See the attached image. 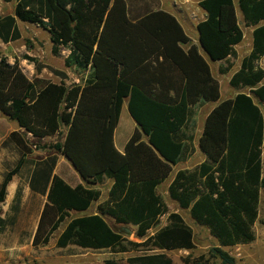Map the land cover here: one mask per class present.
<instances>
[{
	"label": "trees",
	"instance_id": "obj_1",
	"mask_svg": "<svg viewBox=\"0 0 264 264\" xmlns=\"http://www.w3.org/2000/svg\"><path fill=\"white\" fill-rule=\"evenodd\" d=\"M233 1L198 2L206 13L196 26L198 46L169 12L152 11L148 5L139 9L134 0H15L13 14L0 16L2 43L19 40L17 22L36 25L49 34L54 56L69 52L63 59L65 68L87 72L80 85L67 86L65 74L51 70L60 82L37 89L16 60L9 64L0 58V113L35 139L59 136L64 128L63 139L54 147L79 177L91 187L112 180L108 198L96 213L73 217L72 212L92 208L100 192L82 185L71 187L54 175V159L35 166L29 187L45 196L46 202L32 238L34 249L47 245L63 224L55 242L58 248L72 245L122 254L150 244L158 250L129 257L127 264H173L165 252L194 249L192 228L181 214L169 212L159 187L172 166L194 150L181 143L189 120L188 104L196 102L189 98L196 93L204 101L220 99L218 82L200 50L211 62L236 59L234 47L244 39L240 15L244 26L252 28V45L229 79L237 94L207 114L198 140L204 160L192 170L177 171L167 189L168 199L215 241L207 254L183 263L240 264L227 249L255 240L253 227L264 191L260 107L264 69L259 66L264 57V0H238L236 5ZM171 70L174 76L168 77ZM125 102L139 128L120 154L113 131ZM9 138L25 148L16 133ZM23 164L21 157L2 178L0 210L7 185ZM20 194L18 187L14 201ZM16 207L17 203L10 208ZM162 217L166 224L159 228ZM107 218L116 226L134 227V236L142 242L124 238Z\"/></svg>",
	"mask_w": 264,
	"mask_h": 264
},
{
	"label": "rangeland",
	"instance_id": "obj_2",
	"mask_svg": "<svg viewBox=\"0 0 264 264\" xmlns=\"http://www.w3.org/2000/svg\"><path fill=\"white\" fill-rule=\"evenodd\" d=\"M164 2L163 7L167 8L168 0H162ZM172 1V0H171ZM190 1L195 0H188ZM134 3L139 9L144 8L146 5L153 8H159L160 0H134ZM236 5V3H235ZM240 26L244 34V40L239 44L237 51L239 54H243L247 50V44L250 40V28L245 27L242 18L238 15ZM22 39L20 41H15L9 45H0V58H4L9 62H16L21 66L23 73L28 77L29 80L36 83L37 89L41 88L47 82H60V77L53 74L51 70H58L65 74V79L63 83L67 86L74 84H81L83 80L86 79L87 72L83 73L77 68H65L63 64V59L68 55L67 50H63L61 55L54 56L51 53V45L48 39V33L38 27H32L27 25L21 26ZM262 69H264V61L261 63ZM40 67V71L37 72V68ZM221 91L227 97L229 95L227 80L221 77ZM264 84V82H262ZM231 90V89H230ZM234 92V90H231ZM244 91H247L246 89ZM255 103L257 100L255 99ZM261 111L264 113V103L260 104ZM125 117L128 119L129 115L127 110L125 111ZM6 117L0 113V120H4ZM7 120V118H6ZM4 127H10L11 125H16L13 120H8L4 122ZM64 129L61 127V132L59 136L47 137L44 139H34L26 133H22L21 139L23 140L24 149L22 156L25 157L24 169L26 170L30 164L36 162L38 164L42 162H47L51 159L58 160L60 155L55 150V145L62 140ZM0 136L1 133H0ZM1 139V137H0ZM19 157L17 149L13 148L12 145L8 144L7 140H0V182L5 174V172L12 168L17 162ZM59 176H64V169L61 166L57 170ZM262 178H264V154H262ZM105 188V185L102 186ZM159 193L161 196L165 192L164 187L159 188ZM163 197V196H162ZM165 199L169 201L166 196ZM170 204V211L172 209H177L174 204ZM41 206V201L34 202V206L28 205L27 203L21 205L18 203L14 213V220L11 226V230H16L23 228L25 231L24 239L30 234L34 233L37 223L39 209ZM7 202L3 203L1 206V211L7 209ZM96 208V203L92 206L91 210ZM90 210V211H91ZM180 214L184 222L192 228L194 232V243L195 247L193 250H174L165 252L168 258L173 262V264H184L183 260L197 257L199 255H205L208 251L215 246L214 239L210 236L208 231L202 226L195 224L188 216L187 211H182L180 209ZM108 223L113 226L117 231L122 232V236L130 241L140 243L135 234V228L132 226H116L112 221L107 219ZM166 224L165 217L160 218V225L163 227ZM64 224L55 231L49 239L47 245L32 249L31 251V261L28 264H104L105 261H114L115 264H127L126 260L129 257L147 254L151 252H157L149 244L145 248H136L128 253H115L109 250L105 251H93L84 250L74 246H68L66 248H58L55 244L58 234L63 230ZM255 240L248 245H239L227 251L235 257L236 261L240 264H264V191H261V197L259 198V218L254 224ZM155 230L149 232V235H153ZM7 240V238H6ZM151 249V250H146ZM8 264H20L17 263L13 258L5 259ZM2 260L0 264H6ZM218 263V261H216Z\"/></svg>",
	"mask_w": 264,
	"mask_h": 264
},
{
	"label": "crops",
	"instance_id": "obj_3",
	"mask_svg": "<svg viewBox=\"0 0 264 264\" xmlns=\"http://www.w3.org/2000/svg\"><path fill=\"white\" fill-rule=\"evenodd\" d=\"M199 1L200 0H195V2L190 1V3H189L188 0H172V1L168 0V2H167L168 7L164 8L163 7L164 2L162 0H160L159 8L151 9V6H150V10H152V11L162 10V11L169 12V14H171L173 17H175L177 19V22L180 24V26L182 27L185 34L192 41L191 43L198 46L199 41H198V33H197L196 26L200 21H203L206 18L205 11H203L198 6ZM237 1L238 0H234L233 1L234 4ZM14 6H15V0H12L11 2H8V3L0 1V16L3 17L6 15H12L14 12ZM238 24L240 25V23H238ZM22 25L23 26L24 25H27V26L30 25L32 27H38L36 25L29 24V23L17 22V26L21 32L19 40H15L17 42L22 39V34H23L22 30H21ZM248 28H250V40H249V43L246 45L247 50L245 53L240 55L239 52L237 51L239 45L235 46L234 49L237 53L236 59L230 58V60L228 62H224V61L211 62L209 59H207V57L204 55L202 50H200L201 55H203L204 58L206 59V61L208 62V67H209L210 74H211L212 78L218 82V85H219L218 91H219L220 99L216 102H208V101H204L203 98H200V97L197 98L196 93L189 98L190 100L196 101V102L193 105L188 104L187 110L189 111V120L187 122V128L183 129L184 130V138L181 140V143L185 144L186 147H188L189 149L193 148L194 150L191 154L187 155L185 157V159L180 160L179 162H177L175 165L172 166V171H171L169 177L165 180V182L162 185H160V187L165 188V192H163L162 196H163V199H164V201H165V203L169 209V212H175V213L180 214V208L177 205V203L170 200V199H169V201H167L165 199V197L167 196V189H168L170 183L172 182V180L174 179L176 172L180 171V170H184V171L185 170H192V169L196 168L205 158L204 154L199 149L198 140L200 138L201 130L203 129L204 120H205L207 114H209V112L213 108H215L220 101L227 99V98L231 99L237 94V91L231 88V86L229 84V79L237 71L238 67L240 66L241 60L245 56H247L251 50L252 28L251 27H248ZM48 39H49V37H48ZM15 41L9 42L7 44H4L0 41V45H9ZM50 45H51V43H50ZM6 61L9 64H12L14 62L13 61L11 63L8 60H6ZM262 61H264V57H262L261 60L259 61L260 68L262 67L261 66ZM229 65H231V66H229ZM226 67L229 69H227V71H224L222 73V69H224ZM174 73H175V75H177V70ZM171 75H173L172 70L169 74H167V76L169 77ZM221 77H223L227 80V85L229 88L228 89L229 95H227V97H225V95L221 91V87H222ZM52 83H55V82H52ZM168 84H169V79L167 78L166 86ZM230 89L234 90V92H232ZM167 95L169 97H171V96H173V92L168 91ZM126 110H127V102H125L121 106L118 124L115 126L114 131H113V143L115 145V149L118 152H120V154H123L124 147L126 146L127 142L131 138L135 128L138 127V125L135 123V121L130 117L128 110H127V113L129 115V118L127 119L125 117V111ZM4 117H6V116H4ZM6 118H7V120H6ZM6 118L4 120L3 119L0 120V133L2 135L0 137H1V139L7 140L9 145H12L13 148L17 149L18 155H19V157L17 158V162H16V164H17L19 159L21 157H23L22 156L23 150L20 149L14 143V141H12L9 138V136L11 133H16L19 141H23L21 139V137H22V133H25V131L21 128H18L16 123H15L16 125H11L10 127L5 128L3 125L4 122L11 120L8 117H6ZM64 134H65V129H64V132L62 135L63 137H64ZM26 135L32 136L29 133H26ZM262 154H264V147H262ZM262 154H261V158H262ZM23 158L26 159V156ZM35 165H36V162L34 164L33 163L30 164L28 166V168L25 170L23 168L24 167V164H23L22 167L20 168L19 172L15 176H13L11 182L9 183V185H7L6 197H5L4 202H7L8 207H7V209H4L2 211L0 210V262L2 260L4 261L6 258L7 259L13 258V260H15L17 263L19 262L20 264H28L31 261V251H32V249H34L32 247V238H33L34 233L32 234V231H31L30 234H28V236L26 237V239H24L25 231L23 228H19L16 230L10 229L11 228L10 225H12L13 220H14V215L11 214L10 211H13L14 213H16L15 212L16 209L14 210L10 207H12V205H15L16 203H17V205H18V203H20L21 205L27 203L28 205L34 206V202H38L40 200L41 201V206L39 209V215H40L41 209L43 208V206L46 202V197L42 196L38 193H35L34 191H31V189L29 187L30 186L29 185L30 178H31L33 171L35 170ZM14 166H15V164L13 165V167ZM61 166L64 169V176L63 177L59 176L57 174V170ZM12 168H10V169H12ZM10 169H8V170H10ZM52 172L54 175H57L61 179H63L71 187H74V186L76 187L77 185H82L85 188H96V190H98L100 192L98 202L96 203V208L99 204L106 201L108 198V191L111 188L112 180L105 179V181L103 182L102 185H99V186L95 185V186L91 187L90 185L85 183L79 177V175L73 169L72 164L62 156H60V158L56 161V165L53 167ZM103 185H105V188H102ZM18 187L21 189V194L19 196V200L16 202V201H14V198H15L16 189ZM169 203L174 204L177 207V209H172L170 211L171 208H170ZM96 208L94 210H91V208H90L89 210H87L83 213H78V214H75L72 212V216L75 217V216H82V215H88L91 213H96ZM182 211H184V210H182ZM39 215H38V219H39ZM107 219L112 221V219H110V218H107ZM6 238H7V240H6ZM4 263L8 264L7 261H4Z\"/></svg>",
	"mask_w": 264,
	"mask_h": 264
},
{
	"label": "water",
	"instance_id": "obj_4",
	"mask_svg": "<svg viewBox=\"0 0 264 264\" xmlns=\"http://www.w3.org/2000/svg\"><path fill=\"white\" fill-rule=\"evenodd\" d=\"M66 159V158H65ZM67 160V159H66Z\"/></svg>",
	"mask_w": 264,
	"mask_h": 264
}]
</instances>
